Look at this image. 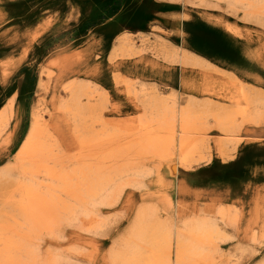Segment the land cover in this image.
I'll list each match as a JSON object with an SVG mask.
<instances>
[{"label":"rangeland","instance_id":"rangeland-1","mask_svg":"<svg viewBox=\"0 0 264 264\" xmlns=\"http://www.w3.org/2000/svg\"><path fill=\"white\" fill-rule=\"evenodd\" d=\"M260 12L245 14L226 0H0V210L6 209L0 216L15 212L10 203L17 199L20 178L44 180L41 174H21L16 159L32 114L38 113L53 149L62 152V164L71 170L79 148L74 125L93 131L125 127L153 95L178 110L189 105L201 116L195 125L203 133L197 136L207 148L186 167L178 163L176 147L172 157H146L140 186H123L113 205H95V217L106 219L101 233L82 229L93 223L83 218L78 225L61 226L59 237L38 233L34 245L50 255L73 246L83 264H108L112 241L125 233L141 204L152 203L161 219L179 221L195 213L213 218L222 234L218 264L259 263L264 259V110L257 122H244L226 139L205 111L241 106V88L262 98L264 109V9ZM67 87L84 92L80 125L58 105L68 98ZM9 192L14 196L8 198ZM219 207L229 208L233 220L221 218Z\"/></svg>","mask_w":264,"mask_h":264},{"label":"bare ground","instance_id":"bare-ground-1","mask_svg":"<svg viewBox=\"0 0 264 264\" xmlns=\"http://www.w3.org/2000/svg\"><path fill=\"white\" fill-rule=\"evenodd\" d=\"M226 2L249 15L256 16L264 9V0ZM66 91L68 98L58 105L69 118L80 122L87 107L80 104V96L84 92L78 91L77 87H67ZM246 93L242 88L239 91V99L244 102L241 106L208 107L205 111V116L213 119L221 138L236 136L239 126L244 122H257L260 119L261 110H264L259 101L262 98L257 100ZM189 107L186 105L178 110L174 105H168L166 99L152 95L144 105V112L137 119L130 118L132 122L127 126L124 124L125 127L93 131L78 122L80 126L74 125L79 147L74 155L77 165L71 170L62 164L64 157L59 154L62 152L53 149L52 140L49 141L45 135L38 113L32 114L27 135L17 150L16 161L22 165L19 171L21 174H41L44 180L39 183L21 181V178L20 181L15 180L17 199L10 203L13 206L11 210L15 212L10 214L11 211H8L6 218L0 216V264H60L61 261L83 264L74 254L77 252L76 247L64 251L61 249V252L51 250L54 255H50L51 252H41L37 247L39 243L34 245L33 239L40 232L59 237L61 226L78 225L83 218L93 223L82 229L101 233L106 219L95 217V205H113L119 197L114 193L123 186H140L137 180L140 181L146 174L142 164L148 156L165 154L172 157L170 151L173 152L176 147L178 163L188 166L194 155L207 146L203 138L197 136L203 133L195 125L201 116L194 114L196 112L191 113ZM221 143L222 139H219L220 147ZM8 166V171H11V166ZM170 169L175 170V164L172 163ZM128 178L130 181L127 183L125 181ZM13 196L9 192L8 198ZM151 205L141 204L125 233L112 241L105 256L108 264H218L215 259L221 255L218 243L222 234L213 218L195 213L179 221L167 214L161 219L158 208ZM216 213L221 218H234L231 210L226 207H219ZM257 264H264V259Z\"/></svg>","mask_w":264,"mask_h":264}]
</instances>
